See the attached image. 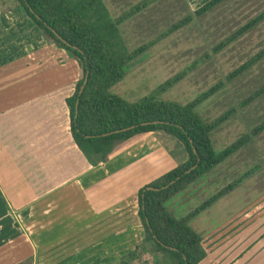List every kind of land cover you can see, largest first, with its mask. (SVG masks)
<instances>
[{
	"label": "crops",
	"instance_id": "0c3cea01",
	"mask_svg": "<svg viewBox=\"0 0 264 264\" xmlns=\"http://www.w3.org/2000/svg\"><path fill=\"white\" fill-rule=\"evenodd\" d=\"M80 77L75 58L14 0H0V264H113L136 248L140 264L150 251L137 192L177 162L151 132L92 166L72 138L66 103ZM257 220L231 234L199 233L206 255L197 264H264Z\"/></svg>",
	"mask_w": 264,
	"mask_h": 264
},
{
	"label": "trees",
	"instance_id": "16d2710c",
	"mask_svg": "<svg viewBox=\"0 0 264 264\" xmlns=\"http://www.w3.org/2000/svg\"><path fill=\"white\" fill-rule=\"evenodd\" d=\"M14 1L47 39L65 49L80 65L81 77L66 103L72 138L92 166L106 162L119 148L118 145L138 135L163 131L181 143L186 159L139 188L137 215L143 228L144 250L149 247L151 251L152 246L155 253L161 254L162 264H197L206 252L201 236L191 227L190 221L238 186L249 173L222 187L183 216L170 212L168 203L189 184L201 179L210 169L245 146L252 136L259 134L264 129V119L249 134L219 151L215 150L209 133L229 118L230 111L204 122L194 109L218 92L224 85L223 81H218L186 104L160 99L163 93L192 71L195 64L169 77L135 102H128L109 91L124 78L129 63L189 23L191 16L174 22L152 39L128 49L119 26L154 0H143L117 16L110 13L105 0ZM222 1L208 0L195 14L200 15ZM263 19L264 10L217 43L212 52L221 51ZM262 57L264 47L229 72L225 79L236 78ZM263 93L264 84L242 101L241 106ZM130 126L132 128L127 129ZM137 249L113 264H133ZM16 264H32V261L26 259Z\"/></svg>",
	"mask_w": 264,
	"mask_h": 264
},
{
	"label": "rangeland",
	"instance_id": "374dc122",
	"mask_svg": "<svg viewBox=\"0 0 264 264\" xmlns=\"http://www.w3.org/2000/svg\"><path fill=\"white\" fill-rule=\"evenodd\" d=\"M143 0H105L110 13L117 16ZM208 0H154L119 26L128 49L152 39L174 22L191 16L189 23L175 30L128 64L124 78L110 88L128 102H135L177 72L195 64V68L160 96V99L186 104L218 81L224 85L218 92L195 107L204 122H210L230 111V116L210 131L215 150L249 134L264 119V93L249 104L242 101L264 84V57L236 78L226 75L246 62L264 47V19L240 38L217 53L212 48L231 32L264 10V0H224L196 15L195 11ZM158 137L161 150L178 161L186 159L183 146L163 131L152 132ZM249 173L226 197L211 205L190 221L201 234L244 230L264 217L258 210L254 221L243 213L264 202V129L224 161L210 169L201 179L187 186L172 198L167 209L183 216L222 187ZM234 210H236L234 212ZM258 221V220H257ZM264 226L261 223L258 231ZM212 245V244H211ZM155 255L154 257L149 254ZM151 254V255H152ZM158 257V258H156ZM161 254L151 246L141 256L140 264H162ZM159 261V263H157Z\"/></svg>",
	"mask_w": 264,
	"mask_h": 264
},
{
	"label": "water",
	"instance_id": "95a60500",
	"mask_svg": "<svg viewBox=\"0 0 264 264\" xmlns=\"http://www.w3.org/2000/svg\"><path fill=\"white\" fill-rule=\"evenodd\" d=\"M85 82H86V77H85V79H84V81H83V83H82V85H81V87H80V89H79V92H80V93H81V91H82L83 88H84ZM76 106H77V103H76ZM129 128H132V126L128 127L127 129H129ZM122 130H123V129H122ZM194 151H195V150H194Z\"/></svg>",
	"mask_w": 264,
	"mask_h": 264
}]
</instances>
